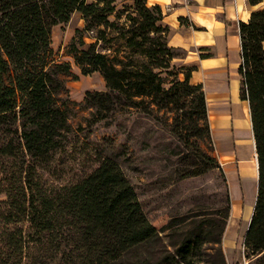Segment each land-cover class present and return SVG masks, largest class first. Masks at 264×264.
Returning a JSON list of instances; mask_svg holds the SVG:
<instances>
[{"label": "trees", "instance_id": "obj_1", "mask_svg": "<svg viewBox=\"0 0 264 264\" xmlns=\"http://www.w3.org/2000/svg\"><path fill=\"white\" fill-rule=\"evenodd\" d=\"M249 1L256 6L263 0ZM121 4L118 9L116 0H0V264H124L152 247L147 264H200L215 253L226 264L221 246L232 200L212 154L204 85L192 82L196 67L174 65L179 49L169 45L160 6L147 0ZM75 13L85 28L77 30L67 53L83 76L99 73L106 84L104 92L86 93L84 108L111 126L137 114L152 120L176 145L157 143L156 154L143 160L145 167L163 163L178 181L218 171L226 183L221 207L204 218L174 216L158 230L114 155L88 154L86 161L98 167L90 166L72 183L46 179L42 163L52 154L88 145L89 135L70 122L76 104L66 79L78 77L52 48L53 29ZM93 31L96 43L82 49L83 35ZM239 36L240 99L249 105L258 161L244 248L246 258L264 262V8L240 22ZM99 42L111 46L99 51ZM159 179L167 180L164 174Z\"/></svg>", "mask_w": 264, "mask_h": 264}, {"label": "rangeland", "instance_id": "obj_2", "mask_svg": "<svg viewBox=\"0 0 264 264\" xmlns=\"http://www.w3.org/2000/svg\"><path fill=\"white\" fill-rule=\"evenodd\" d=\"M116 1L120 4L118 9H121V3L125 0ZM131 1L127 0V3L130 4ZM112 20H114V17L110 18V21ZM181 23L184 24L183 20H181ZM84 28L85 22L83 18L79 13H75L68 24L59 25L53 29L52 48L57 60L69 62L72 65L73 73L78 77L66 79L70 99L76 104L73 106L70 114V122L75 128L84 131L82 136L85 134L89 135V139L87 140L88 145L84 148L78 146L64 153L57 151L52 154L42 163L43 174L46 179L61 184L72 183L82 178L84 172L90 166L95 165V167H98V164L86 161L88 154L101 153L104 156L114 155L134 186L148 218L158 230H165L167 224L174 216L183 217L195 213L201 214L202 218H204L207 214H211V211L221 207L225 199L226 183L218 171L210 172L197 178L178 181L170 178L169 170L166 171L164 169L163 163H155L145 167L143 160L147 154H156L157 149L155 145L157 143L162 144L161 141L163 140L167 144L168 142H173L174 146L176 145V141L168 133L157 129L152 120L143 118L137 114L132 119L120 117L111 126L108 125V121H99L97 115H94L91 110L84 108L83 105L87 92L106 91L105 81L99 73L87 77L83 76L80 69L75 65L73 58L67 53L68 46L73 38L78 36L77 30H83ZM83 37L86 46L82 49H85L90 44L96 43L97 33L96 31L85 33ZM117 44L116 42L112 46L117 47ZM107 46L111 45L99 42L97 49L102 51V48H106ZM178 54L180 58L184 57L186 53L182 49H179ZM230 81L234 94L238 93L240 97L242 88L241 79L239 81L231 79ZM243 104L249 108L247 102ZM151 130L154 133V137H152L153 133H149ZM154 131H158V134L155 135ZM212 137L214 141L212 154L220 162L228 185L230 182L231 189L232 179L236 180V163L239 162L235 154L236 141H221V135L217 130L212 131ZM150 138H152L149 142L150 147L147 148L146 143ZM231 168L232 170L228 171ZM151 172H154V175H148ZM160 174H164L166 177L167 180H164L165 182H159L161 180L159 179ZM248 182L252 183V180ZM256 189L257 187H251L247 191L250 209L253 208L255 198L253 194L254 192L256 194ZM235 210L238 211L237 206ZM240 216V212L231 214L226 228L221 246L224 252L225 263L264 264L262 261L246 258L247 251L244 248V234L248 227V222L247 220L241 221ZM169 232V230H166L161 233V236H165ZM163 242L170 251H173L172 247L167 245L168 239L164 238ZM154 249L155 247L141 248L132 256L134 262H125L124 264H147ZM153 253L155 254V252ZM206 260L200 264H222L221 257L216 253L212 257L211 255L209 258L206 257Z\"/></svg>", "mask_w": 264, "mask_h": 264}, {"label": "crops", "instance_id": "obj_3", "mask_svg": "<svg viewBox=\"0 0 264 264\" xmlns=\"http://www.w3.org/2000/svg\"><path fill=\"white\" fill-rule=\"evenodd\" d=\"M147 3L149 6L158 5L162 8L165 17L161 25L170 29L169 45L182 49L186 53L184 57L176 59L174 64L196 67L192 82L204 85L212 131L229 128L226 133H219L220 140L236 141L235 154L239 162L236 163V180L232 179L231 189L228 181L232 200L231 214L240 212L241 221L247 220L249 225L256 199L254 207L250 209L245 182L254 175L253 172L241 166L236 149L238 141L232 135L234 119L231 113L234 103L243 104L245 102L239 99L238 93L234 94L230 80L239 81L241 79L238 73L241 63L239 24L241 21L247 22L252 11L264 8V0L256 6H252L249 0H147ZM80 16L82 17L81 14ZM181 19L184 24L181 23ZM236 90L238 91L237 88ZM213 103L219 107L222 105L220 107L223 110L222 114L213 115L214 108L210 107ZM215 109L218 111L217 108ZM228 135L230 138L225 139ZM257 190L256 194L255 192L253 194L255 198H257ZM236 206L238 211L235 210Z\"/></svg>", "mask_w": 264, "mask_h": 264}, {"label": "bare ground", "instance_id": "obj_4", "mask_svg": "<svg viewBox=\"0 0 264 264\" xmlns=\"http://www.w3.org/2000/svg\"><path fill=\"white\" fill-rule=\"evenodd\" d=\"M210 107L214 108L213 115L222 114L223 112V110L220 108L222 107V105L219 107L218 105L213 103ZM215 108H217L218 111H216ZM231 111H232L231 113L234 119V124L232 126V135H233V138L238 141L236 149H237L238 157L241 160V166L253 172V175H254L248 178V180L245 182L246 190L249 191L251 187L252 188L257 187V180H258L257 179V175H258L257 168L258 167L256 163V152H255V145H254V139H253V133H252L250 111H249L248 106L245 107L244 104L237 103V102L236 104H234ZM218 131L219 133H222V132L226 133L227 131H229V128L220 129ZM229 138H230L229 135L225 137V139H229ZM253 153H254V157H253ZM230 170L231 169H229L228 171ZM250 180H252V183L248 182ZM255 199L256 198H254V204H255ZM254 204H253V207H254Z\"/></svg>", "mask_w": 264, "mask_h": 264}]
</instances>
